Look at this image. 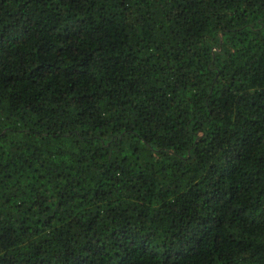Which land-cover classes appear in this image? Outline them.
<instances>
[{
	"label": "trees",
	"instance_id": "16d2710c",
	"mask_svg": "<svg viewBox=\"0 0 264 264\" xmlns=\"http://www.w3.org/2000/svg\"><path fill=\"white\" fill-rule=\"evenodd\" d=\"M0 264H264V0H0Z\"/></svg>",
	"mask_w": 264,
	"mask_h": 264
}]
</instances>
